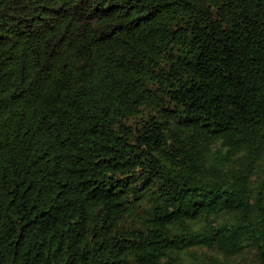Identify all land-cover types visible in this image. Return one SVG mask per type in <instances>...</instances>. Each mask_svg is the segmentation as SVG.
<instances>
[{"label":"trees","instance_id":"1","mask_svg":"<svg viewBox=\"0 0 264 264\" xmlns=\"http://www.w3.org/2000/svg\"><path fill=\"white\" fill-rule=\"evenodd\" d=\"M0 264H264V0H0Z\"/></svg>","mask_w":264,"mask_h":264}]
</instances>
